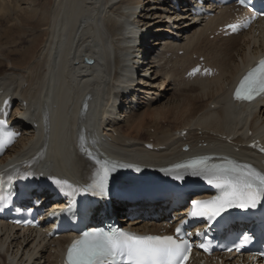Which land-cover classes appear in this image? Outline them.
<instances>
[{"label": "bare ground", "instance_id": "1", "mask_svg": "<svg viewBox=\"0 0 264 264\" xmlns=\"http://www.w3.org/2000/svg\"><path fill=\"white\" fill-rule=\"evenodd\" d=\"M153 3L0 0V95L12 96L16 103L21 102L17 107L26 105L33 116L39 111L42 124L38 137L33 131L25 132L7 156L0 159V167L47 151L45 162L57 163L59 170L55 171L69 175L61 169L51 139V100L58 96L57 77L62 74L73 94L69 92L64 109L78 112L71 118L70 129H76L75 141L77 134L79 138L73 153L69 152L73 171L77 172L74 179H83L89 172L84 153H101L102 148L155 166L195 152L220 149L256 160L246 146L254 138L264 144V104L254 106L246 115L247 110L230 104V98L236 79L264 52V30L258 37L250 32L210 40L224 24L226 13L216 12L214 18L199 21L189 14H175L169 0H164V6ZM130 7L132 15H137L139 32H147L141 46V63L147 68L139 69L134 95L119 108L115 104L121 95V77L128 67L130 48L125 45L131 31L123 23L130 19ZM127 24L130 25L129 21ZM171 26L178 30V40L166 39ZM200 57L219 71L218 76L187 82L185 73ZM85 59L92 64H83ZM74 95L75 103L71 100ZM113 106L119 108L120 115L110 113ZM94 110L99 126L92 131L85 122ZM164 121L166 125L162 124ZM182 131L187 132L186 137L180 136ZM91 140L97 145L88 146ZM148 143H153L157 150H145ZM119 209L117 206L116 210ZM129 225L136 230H157L154 225H144L141 219ZM69 240L62 236L47 242L37 231L21 232L0 223V264H57L59 250H64Z\"/></svg>", "mask_w": 264, "mask_h": 264}, {"label": "snow or ice", "instance_id": "2", "mask_svg": "<svg viewBox=\"0 0 264 264\" xmlns=\"http://www.w3.org/2000/svg\"><path fill=\"white\" fill-rule=\"evenodd\" d=\"M245 2L246 0H240L242 4ZM262 93L264 60L260 61L257 69L244 77L234 96L237 100L251 101ZM5 126L6 122L0 121V150L5 147V137L11 143L17 135L15 132H6ZM93 159L98 168L94 179L86 187H74L67 180L60 179H55L54 183L61 189H69L70 193L66 194L72 196L81 192L106 195L111 173L117 165L106 159ZM209 159L204 157L174 166L175 170H183L175 171V179L183 181L186 175L199 177L219 190V194L211 199L191 202L193 217L215 220L229 209L256 208L258 203L264 202V172L233 160L210 164ZM180 233V227L176 228L175 236L137 235L126 231L92 228L71 242L67 251V264H112L114 261H119L120 264H185L191 246L180 237ZM248 239L249 237L244 236L239 246H243ZM201 247L208 250L203 244Z\"/></svg>", "mask_w": 264, "mask_h": 264}, {"label": "rangeland", "instance_id": "3", "mask_svg": "<svg viewBox=\"0 0 264 264\" xmlns=\"http://www.w3.org/2000/svg\"><path fill=\"white\" fill-rule=\"evenodd\" d=\"M27 7V6H26ZM168 20V19H167ZM25 35L26 36H29V30H26L25 29ZM40 45V43H38V46ZM37 46V47H38ZM27 50V49H26ZM147 68V66H145V68L144 69H146ZM158 84H159V89H161L162 88V83H161V79L159 80V82H158ZM162 124H164V125H166V122L164 121V122H162ZM151 133H153V130H152V132Z\"/></svg>", "mask_w": 264, "mask_h": 264}]
</instances>
